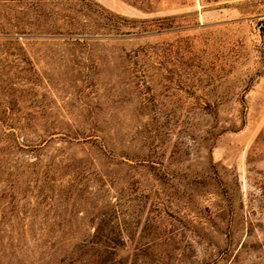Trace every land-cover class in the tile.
Here are the masks:
<instances>
[{"label": "rangeland", "instance_id": "374dc122", "mask_svg": "<svg viewBox=\"0 0 264 264\" xmlns=\"http://www.w3.org/2000/svg\"><path fill=\"white\" fill-rule=\"evenodd\" d=\"M263 9L0 0V264H264Z\"/></svg>", "mask_w": 264, "mask_h": 264}, {"label": "built area", "instance_id": "2783aa9c", "mask_svg": "<svg viewBox=\"0 0 264 264\" xmlns=\"http://www.w3.org/2000/svg\"><path fill=\"white\" fill-rule=\"evenodd\" d=\"M255 26H256V29L258 30V32H264V9H263L262 15L257 20Z\"/></svg>", "mask_w": 264, "mask_h": 264}, {"label": "trees", "instance_id": "16d2710c", "mask_svg": "<svg viewBox=\"0 0 264 264\" xmlns=\"http://www.w3.org/2000/svg\"><path fill=\"white\" fill-rule=\"evenodd\" d=\"M98 234H99V233H98ZM98 234H97V235H98Z\"/></svg>", "mask_w": 264, "mask_h": 264}]
</instances>
